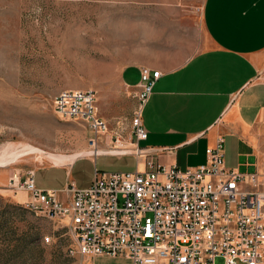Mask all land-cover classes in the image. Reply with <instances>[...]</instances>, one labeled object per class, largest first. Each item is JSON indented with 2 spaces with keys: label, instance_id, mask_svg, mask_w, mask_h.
Wrapping results in <instances>:
<instances>
[{
  "label": "rangeland",
  "instance_id": "374dc122",
  "mask_svg": "<svg viewBox=\"0 0 264 264\" xmlns=\"http://www.w3.org/2000/svg\"><path fill=\"white\" fill-rule=\"evenodd\" d=\"M125 19L127 0H0V159L9 156L0 163V264H127L123 256L79 254L67 224L35 215L22 202L27 196L20 195L19 202L8 186L10 174L69 163L91 151L86 125L54 112V97L63 90H95L109 132L113 124L128 138L127 110L132 114L137 103L119 80L115 42ZM30 146L32 151L21 153ZM10 152L21 155L10 158ZM56 156L67 159L56 162ZM98 166L109 173L138 170L129 157H101ZM94 169L79 164L74 171L79 186H87Z\"/></svg>",
  "mask_w": 264,
  "mask_h": 264
},
{
  "label": "built area",
  "instance_id": "2783aa9c",
  "mask_svg": "<svg viewBox=\"0 0 264 264\" xmlns=\"http://www.w3.org/2000/svg\"><path fill=\"white\" fill-rule=\"evenodd\" d=\"M160 77V71L141 69L127 139L122 132H109L93 89L63 90L54 97L53 109L62 119L86 125L92 154L140 158L145 154L140 142L148 138L142 114ZM206 154V163L185 169L152 159L143 171L96 169L89 187L68 183L70 200L59 199L55 190L37 188L35 171L11 174L8 186L28 194L24 206L35 215L68 221L65 226L83 256H123L131 264H217L219 258L222 264H261L264 174L228 168L224 139Z\"/></svg>",
  "mask_w": 264,
  "mask_h": 264
},
{
  "label": "crops",
  "instance_id": "0c3cea01",
  "mask_svg": "<svg viewBox=\"0 0 264 264\" xmlns=\"http://www.w3.org/2000/svg\"><path fill=\"white\" fill-rule=\"evenodd\" d=\"M122 26L115 42L127 98L137 103L143 67L161 72L144 107L148 138L140 147L145 154L88 151L72 162L37 168L36 187L70 200L68 183L89 187L101 157L136 159L140 171L148 159L196 167L206 163V150L219 139L225 142L228 168L264 174V0H127ZM81 162L95 166L87 186L74 177ZM11 192L15 199L27 196L22 202L28 199L24 191Z\"/></svg>",
  "mask_w": 264,
  "mask_h": 264
},
{
  "label": "bare ground",
  "instance_id": "6f19581e",
  "mask_svg": "<svg viewBox=\"0 0 264 264\" xmlns=\"http://www.w3.org/2000/svg\"><path fill=\"white\" fill-rule=\"evenodd\" d=\"M33 150V148L30 146V147H24L23 149H22V151H21V153H24V152H29V151H32ZM11 153V152H10ZM9 153V154H10ZM21 153H17V152H12L11 154H10V158H13V157H15V156H17V155H21ZM5 156L6 157H9L8 155H6L5 154ZM5 157V158H6ZM4 158V159H5ZM4 159L2 158V159H0V163H3L4 162ZM53 159H55L56 160V162H64L67 158L66 157H62V156H56V157H53Z\"/></svg>",
  "mask_w": 264,
  "mask_h": 264
}]
</instances>
